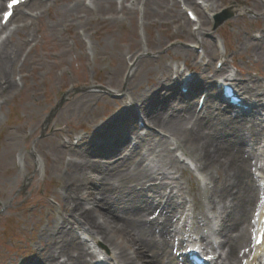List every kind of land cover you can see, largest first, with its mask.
<instances>
[{
  "label": "bare ground",
  "instance_id": "6f19581e",
  "mask_svg": "<svg viewBox=\"0 0 264 264\" xmlns=\"http://www.w3.org/2000/svg\"><path fill=\"white\" fill-rule=\"evenodd\" d=\"M61 1L66 2L65 6H86L82 0H38L42 6ZM114 1L91 0L96 6H113ZM204 1L209 12L218 8L219 0ZM234 1L246 5L252 0ZM254 1L264 8L260 0ZM188 36L197 39V34ZM6 45L7 39L0 46V110L6 97L19 87L12 77L18 49ZM263 47L261 38L257 47L261 56ZM168 72L167 68L164 76L163 68L150 89L136 91L139 84L128 89L127 82L122 90L130 105L125 108L123 100H119L118 112L92 127L93 136L85 149L81 143L83 135L75 145L58 142L69 155L63 162L65 172L60 175L57 192L64 214L51 212L47 226L38 236V243L45 242L44 247H37L36 256L19 264H103L94 260L103 253L102 248L108 250L105 259L112 260V264H188L178 252L187 239L181 231L183 227L178 225L185 200L181 192L172 193L175 186L164 181L172 170L186 172L183 184L200 188L196 202H201L203 194L202 201L212 208L218 225L215 242L203 232L199 237L212 260L216 264H241L247 254L246 264H264L256 248L252 253L249 242L259 195L258 179L252 172L254 167L264 172V163L258 164L263 150L253 147L263 136L262 121L231 114L230 105H223L215 91L206 95L203 111L196 113L199 98L195 107L191 99L196 90H210V79L218 70L210 77L199 74L196 80H187L191 84L188 94L174 88L182 81L180 73L172 82ZM127 77L131 78L130 71ZM230 80L251 104L250 112L255 113L264 103V88L247 79ZM163 83L166 85L161 88ZM79 95L98 94L85 91ZM138 108L144 126L150 129L143 133L131 125L127 131L134 135L132 144L124 141L127 134L122 124L127 113ZM186 158L204 173V180L189 168ZM177 188L178 192L184 190L182 183ZM200 202L197 214L204 218L207 213ZM98 244L102 250L96 253Z\"/></svg>",
  "mask_w": 264,
  "mask_h": 264
},
{
  "label": "rangeland",
  "instance_id": "374dc122",
  "mask_svg": "<svg viewBox=\"0 0 264 264\" xmlns=\"http://www.w3.org/2000/svg\"><path fill=\"white\" fill-rule=\"evenodd\" d=\"M120 1L113 6H96L82 0L86 6L72 7L65 6L64 1L42 6L31 0L20 6L11 20V27L18 29L5 47L18 49L12 77L21 85L6 97L0 110V264H19L36 256L37 247L45 245L38 243V236L51 212L64 214L57 192L60 175L65 172L59 160L66 150L58 145L60 136L56 131L62 132V140L73 143L83 135L85 149L93 136L92 127L120 109L121 104L115 100L121 95L117 93L119 87L123 89L128 82V89L138 84L136 91L150 89L163 68L166 75L170 64L181 66L184 58L195 64L193 54L185 53L194 43L188 32L194 30L178 3L145 0V16L139 18L135 8L144 1H126L125 8ZM231 1L219 0L217 5L228 7ZM261 6L254 0L247 1L216 28L209 18H203L199 30L206 54L195 69L197 78L199 74L210 77L217 68L219 41L224 48L223 75L247 79L262 88L264 55L257 49V37L264 34ZM139 20L145 26L143 40L137 34ZM130 64L133 66L128 80ZM170 77L173 82L174 76ZM201 90H196L191 99L194 106ZM85 91L98 95H79ZM134 114L130 110L122 124L127 134L124 141L134 137L127 131L136 124ZM256 117H261L260 113ZM194 173L202 176L197 170ZM171 174L166 181L173 186L182 183L183 196L190 199L186 229L197 236L199 232H210L212 221L197 214L198 200L193 204L198 191L192 184H183L185 173L172 170ZM203 208L211 213L205 203Z\"/></svg>",
  "mask_w": 264,
  "mask_h": 264
},
{
  "label": "snow or ice",
  "instance_id": "6c2138e0",
  "mask_svg": "<svg viewBox=\"0 0 264 264\" xmlns=\"http://www.w3.org/2000/svg\"><path fill=\"white\" fill-rule=\"evenodd\" d=\"M8 15H10V14H8V13L5 14L6 17H7Z\"/></svg>",
  "mask_w": 264,
  "mask_h": 264
}]
</instances>
